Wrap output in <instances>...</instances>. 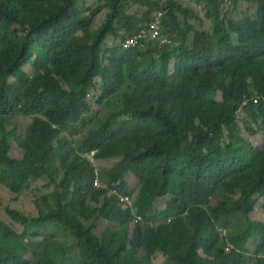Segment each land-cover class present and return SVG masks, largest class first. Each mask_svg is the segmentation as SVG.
<instances>
[{"label":"trees","instance_id":"obj_1","mask_svg":"<svg viewBox=\"0 0 264 264\" xmlns=\"http://www.w3.org/2000/svg\"><path fill=\"white\" fill-rule=\"evenodd\" d=\"M75 1L0 0V186L19 195L58 164L65 177L37 203L39 217L10 215L25 225L55 222L77 239L79 255L68 258L51 238L28 243L0 221V264H155L157 255L165 258L161 264H248L245 246L256 241V264H264V223L250 219L264 200V144L249 143L239 125L241 111L249 123H264V0H245L258 4V13L241 20L224 14L238 0H208L211 33L183 29L177 14L197 15L166 0L160 9L171 45L148 39L128 51L103 49L107 36L118 34L115 22H125L130 37L141 30L125 10L128 0L95 8L111 10L95 31L94 9L83 12ZM125 72L134 87L119 97L123 111L76 151L70 136L92 111L88 93L99 89L100 105L120 91ZM18 112L36 115L25 137L16 125L8 128L7 117ZM12 143L23 151L15 158ZM94 151L98 160L123 158L97 188L100 179L83 155ZM165 198L176 201L180 214L158 223L153 215ZM238 215L255 227L251 233L238 228L223 237L217 228L201 238L207 224ZM100 221L108 225L101 237L93 234Z\"/></svg>","mask_w":264,"mask_h":264},{"label":"rangeland","instance_id":"obj_2","mask_svg":"<svg viewBox=\"0 0 264 264\" xmlns=\"http://www.w3.org/2000/svg\"><path fill=\"white\" fill-rule=\"evenodd\" d=\"M130 5H128L125 10L128 15L134 16L138 19V26L136 27V31L141 29L145 32V35L149 34V29L152 23H154V14L160 11L162 4L166 0H142V3L136 2V0H128ZM106 1L105 0H76L75 5L82 10L83 12L90 11L94 9V17L91 21V30H97L102 24H104L108 18V14L111 12L110 9L106 8L102 11L98 12L95 10L100 5H103ZM178 3L185 6L188 13H193L197 15L196 19L188 20L184 17L182 12L177 14L179 22L183 29L186 28V24L195 25L196 30L198 32H207L211 33L212 31V19L208 17V8L209 2L208 0H177ZM54 4L49 3L45 6L46 11H50L53 8ZM236 7V9H235ZM235 7L224 6V14L233 19L241 20L245 16L246 17H256L258 13V4L245 1V0H238V3ZM229 11V14H228ZM125 22L123 24H118L115 22L114 26L117 30L118 34L115 37L114 35H108L103 46L104 51L108 48H111L116 45H120L121 43L125 42L129 39V34L127 33V27L125 26ZM129 36V37H127ZM195 34L192 33L190 35L191 41H193ZM171 40L173 42L172 37L166 32V30L162 29V35L158 40L155 42L160 44L171 45ZM178 41V40H177ZM174 47V44H172ZM101 60L103 66L105 67L110 65L109 56L105 53H102ZM124 69V67H123ZM125 71V70H124ZM7 81L12 83L14 79L10 76L6 77ZM151 79H154L152 77ZM97 84L101 87L102 79L97 78ZM134 87V82L129 78V73L125 72L123 75V86L121 87L120 91L116 94L106 97V99L100 104H96V97L101 93L99 89H92L88 93V101L92 104V111L89 115L85 117V119L80 122L76 130L78 135L70 136L71 141L73 142V146L76 151H80L82 146L83 139L96 128L99 124L100 126L102 123L111 115L115 113H121L123 111V103L120 101L119 97H121L125 93H130L132 88ZM98 90V91H97ZM252 94L255 95L256 91L252 88ZM96 104V105H95ZM36 115L33 116H25L21 112L17 113L16 116L12 118H8V123L10 126L8 127L11 129V125L17 126V136L25 137L28 132L29 124L31 123L32 119ZM239 125L242 127V132L244 138L253 146H259L264 144V123L260 121L258 123L251 124L246 116L244 111L240 112L239 118ZM249 127H252L253 130L256 131L255 134H252V131L249 130ZM66 135H70L67 133ZM21 150L15 143H12L11 152L13 157L15 158L17 154H21L18 152ZM22 151V150H21ZM23 152V151H22ZM96 152L83 153V155L92 162L95 171L98 175L100 181H107L108 176H106L108 171H111L114 167L117 166L119 162L122 161V157H113L106 160H98L95 157ZM52 173H56V176H51ZM65 174L59 168L58 164H55L50 171V176L44 178L43 180L31 182L29 184V190H26L19 195L12 194L6 188L0 186V221L7 225L9 228L14 229L19 235L25 237L26 242L28 243H39L42 242L44 238H51L54 243L60 247H62L68 258L75 257L79 255L78 252V243L77 239L73 237L68 231H66L63 227H60L55 222H47L45 224L36 225L34 223L30 224H22L16 221L14 215H10V212H14L18 215H21L27 219H34L38 218L40 213L43 211L42 208L37 207V203L44 197H48L55 192V188L61 183L64 179ZM134 192L137 191L134 182H131ZM132 186L130 185V189L132 190ZM137 193V192H136ZM135 193V194H136ZM133 200L130 199V206L133 205ZM212 204L216 202V200L211 201ZM179 213V208L175 200L171 198H165L160 202V206L156 214L153 215L154 221L161 223V222H169ZM238 215L235 219H223L220 223L219 221H215L214 223L207 224L205 227L202 228L200 232V236L203 240L208 239L215 229L219 228L223 237H225L230 232H235L238 228L241 231L247 233H251L255 227L249 226L247 222L243 221L240 222L242 219ZM250 219L253 222L264 223V200L260 202L256 210L252 213ZM105 222L106 219H103ZM95 221L92 220L89 222L88 225L93 224ZM100 221L96 224L95 229L93 230V234L96 236H103L105 232L108 230V225L104 222ZM86 225V223H85ZM245 248L247 249L248 253H245V260L248 264H256L261 256H258V252L260 249L259 241L256 242H249ZM264 257V254L262 255ZM165 262L164 256L157 255L154 258L155 264H161Z\"/></svg>","mask_w":264,"mask_h":264},{"label":"built area","instance_id":"obj_3","mask_svg":"<svg viewBox=\"0 0 264 264\" xmlns=\"http://www.w3.org/2000/svg\"><path fill=\"white\" fill-rule=\"evenodd\" d=\"M230 2V0H226ZM164 11L160 9L159 12L154 14V23L150 26L149 34L145 35L143 30L138 31L133 36L129 37L125 42L121 43L123 50L128 51L133 48H139L144 41L148 39L158 40L162 35V19L164 17ZM171 42V41H170ZM97 186V184H96Z\"/></svg>","mask_w":264,"mask_h":264},{"label":"clouds","instance_id":"obj_4","mask_svg":"<svg viewBox=\"0 0 264 264\" xmlns=\"http://www.w3.org/2000/svg\"><path fill=\"white\" fill-rule=\"evenodd\" d=\"M169 41H171V40H169ZM94 152H95V151H94ZM98 181H99V180L96 181L97 186H96V184H95V187H96V188H97V187H103V185H99V184H98ZM130 204H131V203H130ZM139 221H140V218H137V217H136L134 222L138 223Z\"/></svg>","mask_w":264,"mask_h":264}]
</instances>
